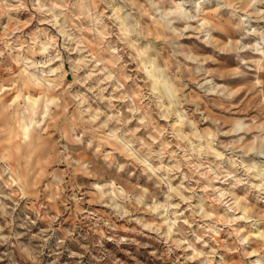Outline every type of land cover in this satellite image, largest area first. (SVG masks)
<instances>
[{
	"label": "clouds",
	"instance_id": "1",
	"mask_svg": "<svg viewBox=\"0 0 264 264\" xmlns=\"http://www.w3.org/2000/svg\"><path fill=\"white\" fill-rule=\"evenodd\" d=\"M221 21L224 37L216 34ZM150 30L162 43L148 38ZM85 33L99 39L103 54L73 58L87 51ZM189 34L198 43H186ZM208 48L233 54L229 71L240 85L220 81ZM63 52L83 72L73 73L71 86L63 79ZM0 72L10 73L7 80L0 76V264H40L44 248L56 257L50 264L63 254L70 257L63 264H125L116 255L122 245H148L122 235L121 221L125 232L155 234L165 246L158 258L174 256L171 264H230L217 259L224 221L209 201L227 214L244 203L233 190L264 195V0H0ZM245 85L259 99L256 112L240 115L234 90ZM193 92L200 97L195 103ZM212 101L235 114L218 119L205 107ZM45 143L50 149L37 159L52 167L39 187L37 219L17 216L21 201L33 203L39 169L32 157ZM85 152L87 161L77 155ZM75 173L92 179L78 184ZM57 188L84 231L69 226L64 236L56 234ZM49 197L53 205L43 204ZM89 197L100 208L84 207ZM38 219L45 225L33 230ZM240 219L253 218L233 215L228 223ZM244 232L231 227V249L264 264L246 247ZM255 234L264 240V231Z\"/></svg>",
	"mask_w": 264,
	"mask_h": 264
},
{
	"label": "rangeland",
	"instance_id": "2",
	"mask_svg": "<svg viewBox=\"0 0 264 264\" xmlns=\"http://www.w3.org/2000/svg\"><path fill=\"white\" fill-rule=\"evenodd\" d=\"M20 19L26 20L28 18L27 12H21L19 14ZM5 24V27H7V20L3 21ZM221 26L217 30V35L220 37L225 36V29L223 27V21L220 22ZM33 24L27 25L23 30L24 31H31L33 28ZM51 27V26H48ZM52 33L56 36H59V33L56 32L55 28L51 29ZM155 35V40L157 44L162 43L164 40V37L161 36L159 33H154L153 31L148 32V38L151 39ZM102 38V37H101ZM63 41V37H60V39L57 41V45L59 46ZM189 44L198 43L195 41V37L192 35H188L187 40L185 41ZM84 44L86 45L87 51L84 53L78 54L76 52L72 53V57L76 58L77 55H88L89 52H101L102 53V47L99 43V39L96 42H93L91 39L90 33L84 34ZM203 47V46H201ZM207 53H213L215 52V58H212L211 56L208 57L209 62L212 67L218 69V76L220 81L222 82H228L233 85H240L241 81L238 78H235L234 75L229 71V69L234 66V59L233 54L229 52L224 51H216L215 49L208 48L204 49ZM115 55V51L113 52ZM62 55L64 56L65 62L63 65L62 72L64 73V81L69 84L70 86L73 83L74 79V72H79L81 75H83V72L80 71V69L70 66L68 61V53L63 52ZM37 60L41 59L40 57H36ZM60 61H57L52 65V67H56ZM14 70L19 71V66L14 65ZM59 74V73H58ZM0 76L3 77V79L7 80L10 76L9 72H0ZM14 95V93H13ZM193 100L192 102L195 103L200 100V97L193 92L192 94ZM234 97L237 103H235L234 107L235 109H239L240 115H249L257 111V100L259 97L256 94V91L254 89H250L248 86H237L234 90ZM11 99V97H9ZM264 106V105H261ZM205 107L209 108V111L214 114L218 119L226 121V118L229 114H235L232 113L231 110L224 107L222 104H218L215 101H212L210 105L208 103H205ZM70 110V109H68ZM175 127V126H174ZM51 131V129L45 131V135H48V133ZM139 134V133H138ZM49 141L55 139V137L48 135ZM106 148H109L113 151H115L112 144L105 143L104 145ZM50 145L45 143L42 148H40L37 151V154L32 157V162H34L35 167L39 169V171L35 175V179L32 181L33 183V189L34 195L31 197V200L33 203L29 204L27 201H21L20 207L17 209V216H23L25 212L29 213L33 219H37V214L33 211L34 208L37 207V203L41 201L42 194L39 192V187L43 184V182L47 179L46 176V170L50 167H52V164L50 160H40L37 159V156L45 151L49 150ZM51 150H54V146H51ZM78 156L82 157L85 161H87L90 157L88 153H77ZM119 155V153H118ZM60 167L67 168L68 165L65 162L64 164L60 165ZM76 182L78 184L82 183L83 181H87L92 179L88 176H82L80 173H75ZM134 179L133 177H129L128 180ZM127 183V181H126ZM215 187L220 188L222 190L227 191L229 189V185L227 184H220L219 182H216ZM47 192V189H45ZM235 192V195L243 200V204L238 206V210L235 213H227L226 209L222 207L221 205H216L214 201H209V206L215 208V212L213 213V216L219 215L223 223H219L218 227L223 229V231L220 232L219 236L216 237L215 240V247L218 249V256L220 255L224 256L230 264H250L251 260H255L258 257L251 256L247 258H242L239 252L233 251L231 249V245L233 242V237L229 235V232L231 231V227H239L242 229H245L244 235L247 237V245L249 251H255L260 253V258L264 257V241L259 239L257 235L255 234L257 230L264 231V195L259 194L255 191H247L246 188L241 187L238 189L233 190ZM57 195H56V201L55 205L52 209V214L59 217V219L56 222L57 227V235L64 236L65 233L63 232V229L65 227H71L75 229L77 232L84 231V227L79 225V220L76 215H74L73 211H71L68 207H66L64 204L60 203L61 196H60V189H56ZM53 200L51 197H49L46 200H43V204L46 205H53ZM246 205V206H245ZM86 208H100V205L93 203L92 199L89 197L87 198V203L84 205ZM184 207H187V205H184ZM243 207V211H240L239 208ZM186 215H190V213H185ZM235 215L238 217L242 216H251L252 220H244L240 219L237 220L234 225H230L228 222L230 221L231 217ZM0 223H5L3 219H0ZM200 223H204V221H200ZM45 220L44 219H38V224L33 225V230L37 228V226H44ZM128 227L123 221L120 222V233L122 235L128 236L130 240H139L143 244H147L148 247H140L136 243H129L126 245H122L121 249H118L116 252V255L120 257L122 261L125 262V264H164L165 261H168V264H171V261L175 258L174 256L169 257L167 254H165L162 258L161 253L165 252V246L162 245L158 240L155 238V234L153 233H146L145 235L137 236L136 233H129L125 232L124 228ZM185 229L188 228V225L185 224ZM195 228V225L192 226ZM49 246H54L55 239L49 240L48 242ZM66 244L68 247H71L73 249L76 248V244L74 240L69 239L66 241ZM227 244L228 247H225L224 245ZM108 247L111 249L113 245L111 243L108 244ZM207 250V249H206ZM176 255L183 256V253L180 252L179 249H177ZM56 257L54 255H51L48 251V248H44L41 252L40 257V264H45V262H48L50 264L51 261L55 260ZM70 257L67 256V254H63L59 258V264H63L65 260H69ZM87 259V258H83ZM29 264H36L34 261H29ZM119 264V262H118ZM192 264H198L197 261H193Z\"/></svg>",
	"mask_w": 264,
	"mask_h": 264
},
{
	"label": "bare ground",
	"instance_id": "3",
	"mask_svg": "<svg viewBox=\"0 0 264 264\" xmlns=\"http://www.w3.org/2000/svg\"><path fill=\"white\" fill-rule=\"evenodd\" d=\"M258 237V236H257ZM264 241V240H263ZM261 258H264V257H261Z\"/></svg>",
	"mask_w": 264,
	"mask_h": 264
}]
</instances>
